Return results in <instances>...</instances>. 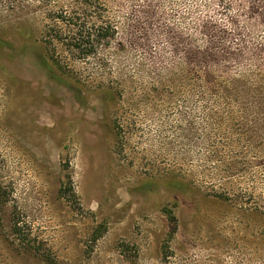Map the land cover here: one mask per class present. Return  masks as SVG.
Segmentation results:
<instances>
[{"label": "rangeland", "instance_id": "374dc122", "mask_svg": "<svg viewBox=\"0 0 264 264\" xmlns=\"http://www.w3.org/2000/svg\"><path fill=\"white\" fill-rule=\"evenodd\" d=\"M0 192V264H258L264 0H0Z\"/></svg>", "mask_w": 264, "mask_h": 264}, {"label": "trees", "instance_id": "16d2710c", "mask_svg": "<svg viewBox=\"0 0 264 264\" xmlns=\"http://www.w3.org/2000/svg\"><path fill=\"white\" fill-rule=\"evenodd\" d=\"M72 24L71 26H73L74 28H72V33H73V37H69V40L67 39L65 42L68 43L69 45H71V47L75 48L78 52H89V50L91 51L92 49V42H91V33L89 32V30H86L85 28H81L80 26L70 23ZM78 26V27H77ZM97 31V37L99 38L101 36V38L108 36L106 31V28L101 25L99 26ZM57 38V37H56ZM87 38V40H85ZM55 37H53L51 39V43H54L55 41ZM62 193H64L66 196L67 195H71L73 198L76 197V193L72 187V183L69 182L68 187H64L62 189ZM246 194V192H245ZM3 197V193L0 192V198ZM253 197H255L254 195H249L248 198H251L252 200H255ZM220 198H222L223 200H227L229 199V195H225V196H221ZM254 208L251 209L250 211L253 212L254 214H258L261 217H264V203H260L257 199L256 201H254L253 203ZM168 216L170 218V221H172V223L177 226V220L176 217L174 215V213L172 211H167ZM12 231L13 234L18 236V238H20V240L25 244H31L30 241L31 239L29 237L28 232L25 231L24 229V223H22V221L20 219H16L13 221L12 224ZM262 241L264 240V236L261 239ZM28 242V243H27ZM259 263L258 264H264V255L261 256L259 258Z\"/></svg>", "mask_w": 264, "mask_h": 264}]
</instances>
